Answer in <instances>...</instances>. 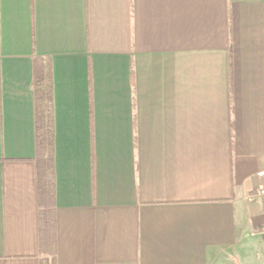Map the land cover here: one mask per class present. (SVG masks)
Wrapping results in <instances>:
<instances>
[{
  "label": "crops",
  "instance_id": "1",
  "mask_svg": "<svg viewBox=\"0 0 264 264\" xmlns=\"http://www.w3.org/2000/svg\"><path fill=\"white\" fill-rule=\"evenodd\" d=\"M52 66L40 197L33 60ZM264 0H0V264H264Z\"/></svg>",
  "mask_w": 264,
  "mask_h": 264
},
{
  "label": "trees",
  "instance_id": "2",
  "mask_svg": "<svg viewBox=\"0 0 264 264\" xmlns=\"http://www.w3.org/2000/svg\"><path fill=\"white\" fill-rule=\"evenodd\" d=\"M35 103V161L40 197L51 198L54 187V117L52 66L48 57L33 60ZM40 264H56L54 217L42 210L39 220Z\"/></svg>",
  "mask_w": 264,
  "mask_h": 264
},
{
  "label": "built area",
  "instance_id": "3",
  "mask_svg": "<svg viewBox=\"0 0 264 264\" xmlns=\"http://www.w3.org/2000/svg\"><path fill=\"white\" fill-rule=\"evenodd\" d=\"M257 174H258V176H264L263 171H260ZM257 197H264V185H262L261 187L257 188L254 192L249 193L247 195L248 200H252V199L257 198Z\"/></svg>",
  "mask_w": 264,
  "mask_h": 264
}]
</instances>
